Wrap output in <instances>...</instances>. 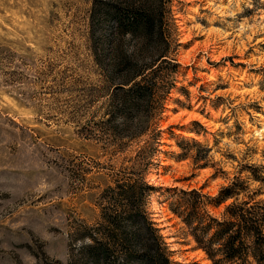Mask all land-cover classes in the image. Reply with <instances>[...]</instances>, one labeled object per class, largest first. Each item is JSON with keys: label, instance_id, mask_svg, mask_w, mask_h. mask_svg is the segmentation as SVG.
Instances as JSON below:
<instances>
[{"label": "rangeland", "instance_id": "rangeland-1", "mask_svg": "<svg viewBox=\"0 0 264 264\" xmlns=\"http://www.w3.org/2000/svg\"><path fill=\"white\" fill-rule=\"evenodd\" d=\"M93 2L0 0V264L80 259L77 235L102 223L155 128L147 210L174 264H212L170 197L216 198L242 179L249 189L210 213L264 201V0H176V86L158 124L115 147L104 133L122 119L109 121L113 89L101 69L112 67L114 29Z\"/></svg>", "mask_w": 264, "mask_h": 264}, {"label": "trees", "instance_id": "trees-1", "mask_svg": "<svg viewBox=\"0 0 264 264\" xmlns=\"http://www.w3.org/2000/svg\"><path fill=\"white\" fill-rule=\"evenodd\" d=\"M175 1L93 2L92 14L96 15L100 8L114 29L108 51L112 67L107 71L108 67L101 65L113 89L109 121L122 119V127L110 124L104 133L115 142L113 147L124 138L137 141L150 132L176 86L181 68L177 50L181 44L176 38L172 9ZM142 57L149 59L143 62ZM159 136L155 128L145 145L139 147L135 159L130 160L139 167L127 178L117 180L116 193L111 195L113 202L102 209V223L93 230L85 227L77 235L82 242L81 257H70L69 264H174L171 251L147 210L157 188L145 179L144 173L151 165L149 145L155 148ZM248 189V181L237 179L221 189L216 198L198 189H174L175 194L170 197L171 211L183 220L196 246L212 264H264V201H255L254 197L235 201L221 218L209 211L210 206L217 207Z\"/></svg>", "mask_w": 264, "mask_h": 264}]
</instances>
